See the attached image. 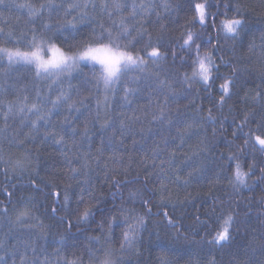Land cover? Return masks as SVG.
Returning a JSON list of instances; mask_svg holds the SVG:
<instances>
[{
	"label": "snow or ice",
	"instance_id": "6c2138e0",
	"mask_svg": "<svg viewBox=\"0 0 264 264\" xmlns=\"http://www.w3.org/2000/svg\"><path fill=\"white\" fill-rule=\"evenodd\" d=\"M13 9L17 23L0 26V264H128L150 228L169 243L228 246L231 208L187 228L175 213L221 140L212 182L234 194L264 185V0H0ZM153 124L169 133L134 171ZM48 147L63 160L41 175ZM157 264L174 261L164 253Z\"/></svg>",
	"mask_w": 264,
	"mask_h": 264
},
{
	"label": "trees",
	"instance_id": "16d2710c",
	"mask_svg": "<svg viewBox=\"0 0 264 264\" xmlns=\"http://www.w3.org/2000/svg\"><path fill=\"white\" fill-rule=\"evenodd\" d=\"M9 2H11V0H9ZM17 2H21V0H17ZM18 15L19 13L15 9L12 11H0V26L5 27L7 30L8 27L17 23L16 18ZM153 19H155V17H153ZM171 19H176V17L173 16ZM249 19L251 21V28L258 37L261 27L258 17L252 15ZM167 22L168 21L165 20V23ZM180 23H184L182 18L180 19ZM174 35L179 36V31H175ZM249 38L250 37H246L245 39L247 40ZM257 43H259V40H257ZM87 71L88 70L85 69V72ZM21 72H23V70L12 73V79H10L8 83L11 84ZM73 83L75 84L77 81L74 80ZM119 95H122V93L117 96L118 102ZM7 98L12 99V94L10 93ZM147 99L148 94L146 91L135 103L145 104ZM203 103L206 107L210 106L208 105L207 99H205ZM129 114L131 113L129 112ZM143 126L145 128L149 127L147 120L144 121ZM151 126L153 128V133L148 134L147 139L141 144L136 145L135 151L132 152L134 161L132 168L134 171L137 170V164L144 156V153L153 146V142L159 141L161 135H168L169 133L168 128L164 125L153 124ZM140 127L141 125L139 123L135 126L137 130ZM225 127H228V123L225 124ZM230 131L231 129H229V132ZM94 132L95 135L92 137L93 149L99 145L101 136L99 131L94 130ZM134 138L140 139V133L138 131L134 133ZM132 139V134L128 135L125 139V144L128 145L129 150H132ZM28 147L32 146L28 145ZM85 148H87V144ZM120 151L123 152L124 149L121 148ZM214 151L215 155L209 156L206 178L200 182L198 187L193 185L188 189V191L192 193L194 199L190 198L184 206L178 208L175 214L181 217V222L184 227L187 228L196 215H199L201 220H204L208 215L215 217L221 212H226L231 208L238 216V230L233 231V239L230 244L220 250L212 249L203 242L185 243L184 241H180L179 243H169L163 231H160V236L163 239L158 240L156 232L152 231L150 228L149 231L143 233L142 239L137 245V249L125 257L128 264H157L158 258L164 253H167L168 257L173 259L174 264H206L211 256L216 258L217 264H234V259L242 261V264H264V249L261 248V244L264 243V203L261 202L262 198H264V185H255L251 189L241 188L239 193L234 194L226 180L213 183L214 174L220 171V169L216 167V161L220 153L226 151L225 144L222 140L217 144ZM41 153V175H43L44 169L58 166L63 160V158L57 155L51 147L42 148ZM107 157L108 153H105L101 158V164L107 160ZM125 159H127V157H125ZM158 162L159 161H157V163ZM147 165L151 168V159L147 161ZM114 166L116 165L109 162V167ZM249 183H251V181H249ZM4 184L5 178L0 175V187ZM16 195L20 196L21 193L17 192ZM183 195L184 193L181 192V197H183ZM0 199H5L2 191H0ZM212 208L216 209L215 213H212ZM72 231L76 233L75 228H73ZM201 235H203V232L197 235L195 240L199 241ZM86 236L87 233H76V237L81 243L86 242ZM10 242L15 241L13 240ZM49 251H51V249H49Z\"/></svg>",
	"mask_w": 264,
	"mask_h": 264
}]
</instances>
